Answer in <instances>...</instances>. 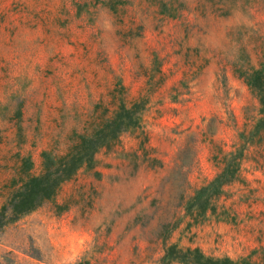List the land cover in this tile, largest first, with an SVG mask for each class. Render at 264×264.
<instances>
[{
    "label": "rangeland",
    "instance_id": "rangeland-1",
    "mask_svg": "<svg viewBox=\"0 0 264 264\" xmlns=\"http://www.w3.org/2000/svg\"><path fill=\"white\" fill-rule=\"evenodd\" d=\"M264 0H0V208L122 106L137 128L0 224V264H264ZM261 121V123H260ZM241 153L208 210L197 190Z\"/></svg>",
    "mask_w": 264,
    "mask_h": 264
},
{
    "label": "trees",
    "instance_id": "trees-1",
    "mask_svg": "<svg viewBox=\"0 0 264 264\" xmlns=\"http://www.w3.org/2000/svg\"><path fill=\"white\" fill-rule=\"evenodd\" d=\"M247 81L252 89L264 86V67L255 70ZM260 101L264 102V96H260ZM142 111L143 108L137 103L131 108L122 106L114 119L93 135L80 138L66 154L56 156L50 152H43L42 173L38 176H27L21 186L1 206L0 224L12 225L55 197L61 186L71 180L81 168L92 167L94 157L101 149L110 148L112 142L118 140L122 134L137 128ZM241 158V153L232 155L231 159L226 161L222 172L207 186L196 191L187 206L188 215L196 213L200 216L209 209V200L217 197L222 187L232 181L239 170ZM162 261L177 264H237L229 258L216 259L206 256L198 248L178 249L174 245L165 250Z\"/></svg>",
    "mask_w": 264,
    "mask_h": 264
}]
</instances>
